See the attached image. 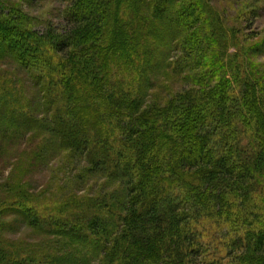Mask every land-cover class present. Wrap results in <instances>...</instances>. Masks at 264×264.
Instances as JSON below:
<instances>
[{
	"label": "trees",
	"instance_id": "1",
	"mask_svg": "<svg viewBox=\"0 0 264 264\" xmlns=\"http://www.w3.org/2000/svg\"><path fill=\"white\" fill-rule=\"evenodd\" d=\"M68 2L65 34L49 26L44 40L18 9L34 0H0V60L29 75L19 89L24 102L0 87V139L12 147L40 132V160L66 153L119 189L71 203L52 220L27 207L20 179L1 185L11 200L0 213V264L50 258L8 240L4 229L17 222L47 240L94 249L100 264H205L197 230L204 218L234 221V264H264V83L227 55L236 39L222 16L207 0ZM45 52L58 64L45 63ZM176 52L180 80L204 67L209 81L163 105L150 94L152 78L165 75Z\"/></svg>",
	"mask_w": 264,
	"mask_h": 264
},
{
	"label": "rangeland",
	"instance_id": "2",
	"mask_svg": "<svg viewBox=\"0 0 264 264\" xmlns=\"http://www.w3.org/2000/svg\"><path fill=\"white\" fill-rule=\"evenodd\" d=\"M207 2L222 16L227 28L230 31L232 30L230 35L236 39L230 43L227 55L229 57L237 56V64L243 65L246 77L253 75L255 81L264 83V0H207ZM68 5V0H34L33 6L25 3L24 6L19 5L18 9L21 15L28 14V18L34 20L29 28L36 35L45 37V40L49 26L57 29L60 35L65 34L66 21L61 18V11ZM14 20L12 18V23L16 22ZM20 23L17 22L15 25H22ZM209 37H211V33L204 35V38L200 37L199 40L202 43L203 41L207 42ZM42 58L45 63H54L51 62L47 52L42 55ZM179 58L180 55L176 52L168 63L176 64ZM229 61L230 59H227L226 63ZM56 64L58 62L54 63V65ZM236 65L233 66L236 67ZM14 66L7 59L5 61L0 60V87L4 88L6 86L11 89L13 96L24 102L25 99L21 97L19 89L22 87V83L28 81L29 75L26 72L25 74L16 72V66ZM174 66V64H171L167 70L168 72H164L165 75L159 74L156 75V78H152L153 89H151L150 94H155L153 97L155 102L158 101L163 105L166 102H174L177 99L178 92L183 88L197 87L198 91L202 90L203 85L201 83L206 80L204 76L209 72L208 69L201 67V70L184 73L187 77L186 82H184V80H180L178 74L173 73ZM56 67H53L54 74L56 72L55 75L60 76L61 72H58L61 71L59 70L60 67L58 71ZM135 72L133 71L131 74L134 79H137L134 84L139 86L140 78ZM234 75L229 69L225 77L232 83V87L235 89L234 93L238 94L235 88ZM128 79L129 77L126 78V81ZM218 79L219 83L215 87L220 85L223 76L218 75ZM208 81L209 79L206 80V82ZM141 85L144 86V83ZM39 133H32L26 140L12 147H9L0 139V213L9 205L7 201L11 200L2 191L1 185L6 184L8 190L10 184L13 187L19 179L21 180V188L28 190L27 207L37 212L41 218L52 220L60 219L64 214L65 217L69 213V209H72L69 208L71 203L96 198L100 194L109 195L119 189L117 184L110 183L106 178H101L100 175L91 176L86 173L88 166L85 165V162L79 161V159L70 161L66 153L57 154L52 151L48 153L47 158L40 160V152L44 153L46 149L40 147V145L47 136L43 137L44 135L41 136L42 134ZM258 201L261 203L264 198ZM66 207H68L66 213H63L62 210ZM258 208L264 210V205H259ZM4 214H7V212L5 211ZM1 216L5 220L6 215H0V218ZM6 221L13 223L14 217L8 216ZM15 222L17 221L15 220ZM221 223L222 221L219 218H204L197 227V230H200V236L204 244V250L200 251L198 257L200 263L234 264L233 257L240 250L231 253V245L237 239L238 234L236 233L238 230L234 221L229 220L228 222V220L223 219V223ZM239 223L241 226L248 227L251 222L246 221V226L244 222ZM10 228L4 229L9 241H17L19 244L23 242V246L26 248L41 252L45 251L49 254L50 258L44 257L40 264L101 263V258L95 256L96 251L90 247L86 249L78 244H69L67 241L63 242L60 238L47 240L43 236L33 234L22 222H17ZM244 229L247 230V228ZM61 257H65V260H60Z\"/></svg>",
	"mask_w": 264,
	"mask_h": 264
}]
</instances>
